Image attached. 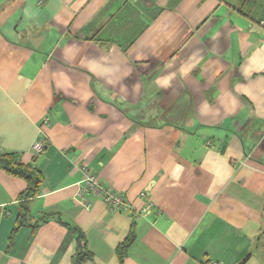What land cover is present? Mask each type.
I'll return each mask as SVG.
<instances>
[{
    "label": "crops",
    "instance_id": "0c3cea01",
    "mask_svg": "<svg viewBox=\"0 0 264 264\" xmlns=\"http://www.w3.org/2000/svg\"><path fill=\"white\" fill-rule=\"evenodd\" d=\"M264 0H0V264H264ZM36 140L43 150L35 153ZM146 215L77 192L81 162ZM18 215L24 223L9 243ZM44 219V221H41Z\"/></svg>",
    "mask_w": 264,
    "mask_h": 264
},
{
    "label": "trees",
    "instance_id": "16d2710c",
    "mask_svg": "<svg viewBox=\"0 0 264 264\" xmlns=\"http://www.w3.org/2000/svg\"><path fill=\"white\" fill-rule=\"evenodd\" d=\"M36 159L34 158L29 163H22L19 156L15 152L4 151L0 152V169L10 175L22 178L26 182L25 189L20 193L21 198L33 197L39 194L40 185L43 177L37 166L35 165ZM24 215H18L14 226L9 234V243L12 242L16 231L23 225ZM44 221V219H41ZM72 233L75 234L77 242V252L73 260V264H82V262L91 257V254L85 248L83 241V234L77 226H70ZM135 237L133 227L129 230L125 238L115 247V252L118 259V264H123V259L127 252L128 247L133 242Z\"/></svg>",
    "mask_w": 264,
    "mask_h": 264
},
{
    "label": "built area",
    "instance_id": "2783aa9c",
    "mask_svg": "<svg viewBox=\"0 0 264 264\" xmlns=\"http://www.w3.org/2000/svg\"><path fill=\"white\" fill-rule=\"evenodd\" d=\"M259 23L264 28V17L259 20ZM32 148L35 153H39L43 150V144L40 140H36L33 143ZM80 170L82 172L80 180L81 186L77 192V196L86 208L91 205L90 200L86 198V195L90 194L100 198L107 210L112 212H133L136 215H146L153 209L155 205L154 201L147 194V192H145V190L138 193L139 198H143L144 201L142 204L137 206L127 200L124 194L120 191L102 183L86 161L81 162ZM210 264L217 263L210 262Z\"/></svg>",
    "mask_w": 264,
    "mask_h": 264
}]
</instances>
